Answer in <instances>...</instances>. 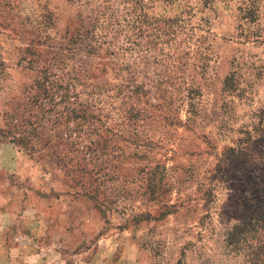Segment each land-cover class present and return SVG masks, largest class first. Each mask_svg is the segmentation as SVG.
Masks as SVG:
<instances>
[{
  "label": "rangeland",
  "instance_id": "1",
  "mask_svg": "<svg viewBox=\"0 0 264 264\" xmlns=\"http://www.w3.org/2000/svg\"><path fill=\"white\" fill-rule=\"evenodd\" d=\"M136 1L0 0V264H264V0Z\"/></svg>",
  "mask_w": 264,
  "mask_h": 264
},
{
  "label": "trees",
  "instance_id": "2",
  "mask_svg": "<svg viewBox=\"0 0 264 264\" xmlns=\"http://www.w3.org/2000/svg\"><path fill=\"white\" fill-rule=\"evenodd\" d=\"M137 4L136 8L134 7L131 11V14H130V22L133 23L134 21L136 20H142L144 21L146 16H148V13L146 12V10L144 9V6H143V1L142 0H137L135 2ZM162 79V78H161ZM67 89L65 90L64 89V94H63V97H66L68 95L67 93ZM85 118V116H83V119ZM84 122V121H83ZM83 122H81V126L83 124ZM82 128V127H81ZM99 132L95 131V134L97 136ZM62 134V133H60ZM89 136V132L88 131H84L83 133H81L80 135H77L75 138H71L70 135L67 136L68 138V142L69 144L73 145V146H76L77 144H80V141H85V139ZM92 145V143H90ZM102 144L101 140L99 139H96L95 137V152H96V149ZM92 148V147H91ZM90 148V149H91ZM88 149V150H90ZM96 164H95V168H96ZM79 172H83V171H79ZM77 173V172H76Z\"/></svg>",
  "mask_w": 264,
  "mask_h": 264
}]
</instances>
